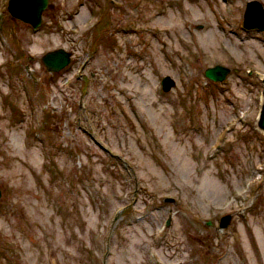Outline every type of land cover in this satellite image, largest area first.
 Segmentation results:
<instances>
[{"label":"rangeland","instance_id":"374dc122","mask_svg":"<svg viewBox=\"0 0 264 264\" xmlns=\"http://www.w3.org/2000/svg\"><path fill=\"white\" fill-rule=\"evenodd\" d=\"M250 1L264 11L48 0L33 28L0 0V264H264V30L243 25ZM60 48L70 62L47 71ZM216 65L222 81L204 75Z\"/></svg>","mask_w":264,"mask_h":264},{"label":"water","instance_id":"95a60500","mask_svg":"<svg viewBox=\"0 0 264 264\" xmlns=\"http://www.w3.org/2000/svg\"><path fill=\"white\" fill-rule=\"evenodd\" d=\"M48 0H8L7 9L9 13L16 19L30 24L33 28H37L41 23L43 10L47 7ZM243 25L245 28H256L264 30V11L258 1H250L247 3L244 13ZM71 58V53L60 48L48 51L41 57V62L49 72H57L64 68ZM229 72V68L216 65L205 70V76L213 81H222ZM164 91L170 90L174 86V81L165 76L161 80ZM263 104L261 106L258 127L264 130V78H263ZM1 195V191H0ZM231 221L230 215L221 217L219 226L225 228Z\"/></svg>","mask_w":264,"mask_h":264}]
</instances>
